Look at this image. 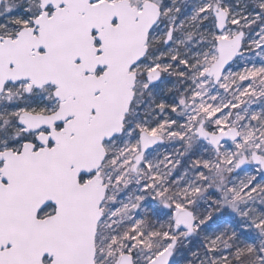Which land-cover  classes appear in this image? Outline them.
I'll list each match as a JSON object with an SVG mask.
<instances>
[{
    "label": "snow or ice",
    "instance_id": "1",
    "mask_svg": "<svg viewBox=\"0 0 264 264\" xmlns=\"http://www.w3.org/2000/svg\"><path fill=\"white\" fill-rule=\"evenodd\" d=\"M0 264H264V0H0Z\"/></svg>",
    "mask_w": 264,
    "mask_h": 264
}]
</instances>
